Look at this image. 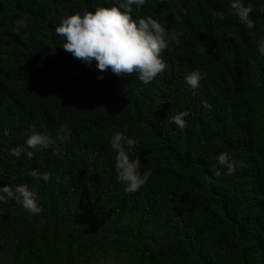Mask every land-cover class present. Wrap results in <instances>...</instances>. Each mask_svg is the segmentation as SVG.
Returning a JSON list of instances; mask_svg holds the SVG:
<instances>
[{
	"label": "trees",
	"instance_id": "obj_1",
	"mask_svg": "<svg viewBox=\"0 0 264 264\" xmlns=\"http://www.w3.org/2000/svg\"><path fill=\"white\" fill-rule=\"evenodd\" d=\"M102 2L0 0V187L25 184L42 208L0 203V264H264V0H244L253 29L230 0L134 4V19L152 16L180 34L147 84L72 53L70 67L62 59L48 28ZM197 69L194 90L186 77ZM181 111L184 129L171 121ZM33 125L52 147H26ZM117 131L137 141L130 155L141 173L151 169L135 192L115 169ZM16 147L19 157L9 154ZM34 169L50 180L33 179Z\"/></svg>",
	"mask_w": 264,
	"mask_h": 264
},
{
	"label": "clouds",
	"instance_id": "obj_2",
	"mask_svg": "<svg viewBox=\"0 0 264 264\" xmlns=\"http://www.w3.org/2000/svg\"><path fill=\"white\" fill-rule=\"evenodd\" d=\"M146 0H105L100 3L95 11L91 8L83 9L84 13L77 12L68 16L62 22L59 20L52 30L58 41L62 59L68 56L69 67L72 56L84 61L86 64L97 62L98 69L104 71L111 69L118 76H133L137 74L140 81L147 84L157 75L162 73L167 65L162 57V52L169 48L170 44L175 42L179 44V33L168 32L162 23L148 16L147 18L134 19L132 15V6H143ZM85 4L81 3L83 7ZM230 7L233 15L238 17L239 21L248 29L255 27V22L251 18L253 5L245 4L244 0H230ZM264 11V8L261 9ZM218 18L223 19L224 14H217ZM26 27L24 19H19L14 31L19 34L22 28ZM61 46V42H64ZM257 48L261 55H264V38L257 41ZM73 55H72V54ZM204 74L199 70L192 71L186 77L188 85L192 89L199 87L200 80ZM195 94V91L193 92ZM206 109L211 106L204 102ZM187 111H181L171 117V121L180 129L186 127L185 117ZM5 134L7 132L5 131ZM27 139L25 145L32 150L50 148L53 146V139L46 133L35 129L26 133ZM61 140L65 137L61 136ZM137 141L128 137L125 133L117 131L111 139V147L115 151V169L118 179L126 184V192H135L139 190L148 180L151 169L141 173V158L137 155L133 158L130 153ZM24 147H16L10 150V155L19 157ZM27 157L31 159L34 151H27ZM218 163L227 168L228 174H234L237 163L232 161L227 153H221ZM243 166V162H239ZM215 176L219 177L221 173L217 170ZM31 176L35 180H50L48 172H39L33 170ZM57 177V181H59ZM9 199H15L23 209L32 215L42 212L38 205L36 194L25 184H19L14 189L8 185L0 187V203H5Z\"/></svg>",
	"mask_w": 264,
	"mask_h": 264
},
{
	"label": "bare ground",
	"instance_id": "obj_3",
	"mask_svg": "<svg viewBox=\"0 0 264 264\" xmlns=\"http://www.w3.org/2000/svg\"><path fill=\"white\" fill-rule=\"evenodd\" d=\"M173 30V29H172ZM202 91V90H201ZM158 201V200H157ZM164 208V207H163ZM173 212H174V210H173ZM176 216V215H175ZM180 217V216H179Z\"/></svg>",
	"mask_w": 264,
	"mask_h": 264
}]
</instances>
